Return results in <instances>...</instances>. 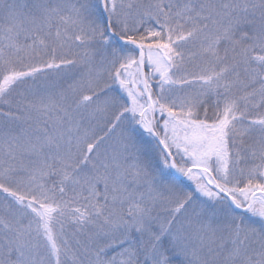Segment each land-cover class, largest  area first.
Wrapping results in <instances>:
<instances>
[{"label":"snow or ice","instance_id":"1","mask_svg":"<svg viewBox=\"0 0 264 264\" xmlns=\"http://www.w3.org/2000/svg\"><path fill=\"white\" fill-rule=\"evenodd\" d=\"M0 264H264V0H0Z\"/></svg>","mask_w":264,"mask_h":264}]
</instances>
